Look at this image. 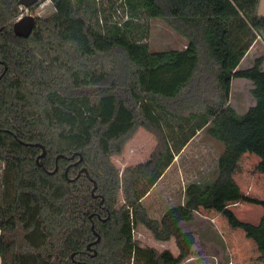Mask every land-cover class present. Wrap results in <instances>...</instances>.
<instances>
[{
	"label": "trees",
	"instance_id": "16d2710c",
	"mask_svg": "<svg viewBox=\"0 0 264 264\" xmlns=\"http://www.w3.org/2000/svg\"><path fill=\"white\" fill-rule=\"evenodd\" d=\"M19 1L0 0L1 264H182L196 239L180 224L201 208L242 229L264 260V215L255 226L228 208L264 209L234 178L248 153L264 175V55L239 69L264 32L260 0H120L122 19L98 0H49L54 13L28 38L13 29ZM144 16L186 47L153 52ZM234 79L254 85L245 114L230 104ZM140 128L156 147L121 171L113 157ZM202 131L224 148L216 177L189 183L183 204L152 219L138 184L156 183ZM140 227L178 255L143 246Z\"/></svg>",
	"mask_w": 264,
	"mask_h": 264
},
{
	"label": "rangeland",
	"instance_id": "374dc122",
	"mask_svg": "<svg viewBox=\"0 0 264 264\" xmlns=\"http://www.w3.org/2000/svg\"><path fill=\"white\" fill-rule=\"evenodd\" d=\"M98 2L101 10L105 9V12L114 15L117 19L125 18L118 6L120 0H98ZM20 11L19 18L30 15L37 19L51 16L55 9L47 0L31 8L20 7ZM258 13L264 16V0H260ZM140 24L149 30L146 41L149 42L153 52L183 50L187 45L186 38L163 19H150L144 16ZM258 40L259 44L254 50V56L264 54L263 50L260 51L264 46V40L261 37ZM247 60L245 59L244 62ZM241 68L243 69L244 65H241ZM253 88V83L247 79L233 80L230 104L237 113L245 114L255 105ZM156 144V137L140 128L126 143L124 153L113 157V162L121 171L127 166L142 163L150 157ZM223 149L221 143L202 131L186 143L179 153H176L172 163L156 183L140 182L138 188L149 216L160 220L167 209L184 203L185 188L189 183H203L214 179L217 175L218 158ZM255 156L248 153L242 158L234 178L244 195L264 200V175H260L256 170L258 158ZM228 208L243 222H249L251 212L262 209L259 205L243 201L239 205L231 204ZM253 213L256 214L255 219L258 220L259 215L256 212ZM180 226L183 231L192 233L196 239L191 255L182 264H243V252L239 249L240 252L237 253L239 256L236 257L232 253L230 240L238 235L239 240L242 241L244 232L242 229L233 228L223 214L201 208L194 213L192 221L182 222ZM135 237L143 243V246L154 247L159 251L170 250L178 255V249L173 240L170 242L156 241L144 227L136 229Z\"/></svg>",
	"mask_w": 264,
	"mask_h": 264
},
{
	"label": "crops",
	"instance_id": "0c3cea01",
	"mask_svg": "<svg viewBox=\"0 0 264 264\" xmlns=\"http://www.w3.org/2000/svg\"><path fill=\"white\" fill-rule=\"evenodd\" d=\"M259 44V40H256V42L254 43V45L252 46V48L250 49V51L246 54V56L244 57V59L242 60V62H241V64H240V66H239V68H241V65H244V68L242 69V70H244V69H248V68H250V67H252L253 65H254V62H255V60H256V58H258V57H261V56H263L262 54L261 55H253V53H254V50H255V48H256V46ZM264 45V44H263ZM264 51V46L262 47V49L260 50V51ZM245 59H248L246 62H244L245 61ZM245 63V64H244ZM262 70H264V64H263V66H262ZM233 83V82H232ZM256 103V102H255ZM256 157V156H255ZM257 158H258V164H259V162H260V158L257 156ZM260 174V173H259ZM260 175H262V174H260ZM261 200H263V199H261ZM240 203V202H239ZM239 203H237V205H239ZM234 206H236V205H234ZM260 206V205H259ZM262 207V206H261ZM253 212H256L257 213V215H259V218H258V220H256L255 219V213H253ZM253 212H251V214L249 215L250 216V218L252 219V220H250V218H249V222H245V223H250V224H252V225H255V226H257V225H259L260 224V222H261V219H262V217H263V215H264V209H263V207H262V209L261 210H259V209H257V210H254ZM197 213V212H196ZM236 215V214H235ZM237 216V215H236ZM238 217V216H237ZM243 222V221H242ZM181 225V224H180ZM244 232V231H243ZM229 240H230V238H229ZM231 242H232V244H231V246H232V253H234V255L237 257V256H239L237 253H239L240 252V250L243 252L242 254H243V257H242V259H243V264H264V260L261 258V254H260V252L258 251V248H257V245H256V243L254 242V240H252V239H248L247 237H246V234H245V232H244V236H243V239H242V241L241 240H239V236L238 235H235V236H233V238H232V240H230ZM240 249V250H239ZM230 251H231V249H230ZM239 251V252H238ZM0 264H1V258H0Z\"/></svg>",
	"mask_w": 264,
	"mask_h": 264
},
{
	"label": "water",
	"instance_id": "95a60500",
	"mask_svg": "<svg viewBox=\"0 0 264 264\" xmlns=\"http://www.w3.org/2000/svg\"><path fill=\"white\" fill-rule=\"evenodd\" d=\"M37 2L38 0H20L19 7L31 8L35 4H37ZM35 25H36V19L30 15H27L18 19L14 23L13 29L17 36L28 38L31 35ZM261 36H262L261 38L264 40V32L262 33Z\"/></svg>",
	"mask_w": 264,
	"mask_h": 264
},
{
	"label": "built area",
	"instance_id": "2783aa9c",
	"mask_svg": "<svg viewBox=\"0 0 264 264\" xmlns=\"http://www.w3.org/2000/svg\"><path fill=\"white\" fill-rule=\"evenodd\" d=\"M20 19V18H19Z\"/></svg>",
	"mask_w": 264,
	"mask_h": 264
}]
</instances>
